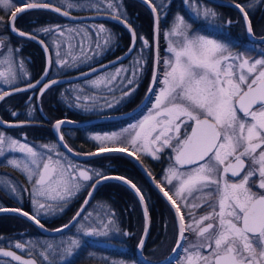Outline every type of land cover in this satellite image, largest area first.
<instances>
[{"label":"snow or ice","instance_id":"1","mask_svg":"<svg viewBox=\"0 0 264 264\" xmlns=\"http://www.w3.org/2000/svg\"><path fill=\"white\" fill-rule=\"evenodd\" d=\"M144 2L150 4V0ZM99 3H102V0L96 2L89 0L86 4L62 0V7L67 9L98 7ZM186 3L189 9L194 10L197 17L216 16L211 9L197 6L195 0H186ZM21 4L22 7L10 10L13 7L10 0H0V9L10 10L8 15L11 16L12 21L11 24L5 25L4 17L0 16V27H7L12 32H17L14 27L16 12H23L24 7L51 9L64 16L70 15L68 11L62 10L61 6H53L46 0H30L26 4L21 0ZM107 6L109 9L117 7L112 3ZM165 6L163 2L160 4L161 15L164 14ZM234 6L243 14L247 33L253 36L245 6L240 4ZM248 7H252V4L250 3ZM156 11L157 8L152 7V12L156 13ZM113 18L119 19L118 16ZM156 24L158 35L159 16ZM190 29V23L178 13L174 16L171 27L166 29L164 38L167 42V55L161 58L158 51L154 55L152 86L146 96V102L151 103L152 108L142 121L130 126L134 129V134L126 141H122L121 134L117 133L93 136L92 139L98 142L99 149L98 152L87 155L95 156L100 152H125L127 145H131L134 151H143L152 155L154 159H159V153L164 152L165 149L170 150L171 163L164 179L172 186L170 191L173 195L189 209L186 220L177 200L160 188L175 209L177 218V242L172 254L179 255L180 258L175 264H264V54L254 60L244 57L243 54L232 55L225 43L208 38L199 32L192 33ZM40 31L50 33L53 29L43 28ZM92 31L95 33V38L85 28L67 29L68 50L65 56L70 57L71 62L57 52L59 58L55 63L61 67L72 68L91 61L93 56L100 55V52L111 43L112 37L101 35L108 31L103 25L94 26ZM72 33H75V36H72ZM18 35L32 40L37 39L36 35L24 31H18ZM60 35L64 36L65 32L62 30ZM132 36L135 46L136 33L133 32ZM8 39L0 36V46H3L0 48V56L3 57L0 63L8 65L7 71H0V78H3L5 83L13 84L16 75L11 69L12 61L5 53H14L18 49H12L5 44ZM139 39L144 47H155L154 43H150L143 36ZM86 43L89 44L92 55H88L85 51ZM93 44L94 48H92ZM78 46L77 53L74 49ZM141 60L142 57L136 63L139 64ZM90 71L95 73L97 69L91 68ZM121 71L127 69L117 68L114 74L102 75L86 83L92 88H98L103 84L109 91H113L109 85L117 80ZM80 75L87 77L90 73L81 72ZM132 75H135V71ZM39 83L40 81L36 82ZM51 83L55 84L57 81L52 80ZM126 83L132 84L133 81L127 79ZM50 86L45 83L43 88ZM27 87L34 88L36 85L29 83ZM24 90L15 88V91ZM130 91L124 92L123 95L128 96ZM78 92L83 93L85 90L80 89ZM9 94L7 91L0 94V100ZM88 101L92 103L88 104ZM97 103L94 95L77 94L69 106L80 107L87 111ZM108 106L112 105L109 103ZM12 115L15 116L16 113L13 112ZM0 123L5 122L0 121ZM63 123L64 121H57L54 128L59 131ZM124 132H128V129H124ZM59 139L62 141L64 137L60 136ZM52 151L53 149L48 147V153ZM68 151L71 152L72 149L68 148ZM10 153L23 154L25 159L7 158ZM128 155H132V152H128ZM0 157L5 158L7 165L19 170L30 182L31 188H25L24 191L29 192L35 210L33 214H29L22 209L0 207V212H18L41 229H44V225L38 218L39 210L45 209L46 213L54 208L63 210L67 206V201L80 191L81 180L93 181L87 185L93 190L103 180L115 179L123 180L125 184L130 183L125 178L107 176L100 172L89 175L88 169H78V166L66 163L61 158V153H57L58 158L54 159L52 155L39 152L28 143L6 137L3 133H0ZM0 184H3L6 194L10 192L19 196L20 189L7 176H0ZM132 187L136 188L134 184ZM136 191L140 201L143 202L144 196L140 194L139 189ZM88 196L91 198L92 192H89ZM201 199L203 202L200 204L193 202ZM84 203L87 204L88 200ZM205 205L210 211L197 218L192 209ZM143 211L145 226L137 245L138 250L144 248L148 233L147 207ZM82 212H84L83 207L71 222L77 225V237L69 236L55 248L51 244L46 245V252L40 253L44 260H49V255L55 257L57 254L71 257L74 250L82 246L80 236H108L110 232L120 231L109 218L113 214L103 206L94 218L91 212L81 218L88 223L77 220ZM71 224H66L55 231L63 232ZM186 233H190L194 239H190ZM123 234L129 235L127 232ZM181 241L185 243L182 244ZM23 247L21 243L15 244L16 249L23 250ZM178 249L180 253L177 252ZM0 257H10L11 261H16L18 264H35L33 259H24L14 251L4 248H0ZM168 259L171 260L172 257ZM49 264H56L55 259L49 261ZM112 264L117 262L113 261ZM119 264L124 262L120 261Z\"/></svg>","mask_w":264,"mask_h":264},{"label":"flooded vegetation","instance_id":"2","mask_svg":"<svg viewBox=\"0 0 264 264\" xmlns=\"http://www.w3.org/2000/svg\"><path fill=\"white\" fill-rule=\"evenodd\" d=\"M10 1L14 2L16 5L12 10L23 6L21 4V0ZM86 1L89 0H68L70 3H85ZM184 1L185 0H172L167 4L166 0H150L151 6L157 8L156 14L159 16V39H161V35L164 30L162 29V25H169L170 22L168 21H172L177 13L184 17L188 23H190L192 27L191 31L195 33L202 31L205 33L208 32L209 34H216L215 31H211L209 28H206L207 30H205L200 27L204 24L191 16V14L188 12V8L184 4ZM225 1H230L235 4L245 6L246 11V5L253 2V0ZM28 2H30V0H24V4ZM46 2L52 4L53 6L62 7V0H46ZM92 2H96V0H92ZM162 2L166 5L163 9V15H161L160 9V4ZM109 3H112L117 7L109 9L107 6ZM211 5L213 7L222 8L223 10L228 11L226 15L223 14L221 19L218 20L220 21L221 25L227 26L229 29V38L227 39L234 38L231 40L246 41L247 35L239 12L231 7L216 6L213 4ZM257 5V10L259 11L258 24H260V22L264 19V0L258 1ZM137 8L139 11H142V15L137 13ZM76 9L77 8L67 9L62 7V10H66L71 15L77 16L86 14H102L113 17L118 16L119 19L123 20L127 26L131 28L132 32L136 33L137 39L131 54L124 61L110 68L126 64L129 60L136 59V57H142L143 64L140 63L141 65L138 67L143 71L144 75L142 76V79L139 82L128 84L127 87L117 88L119 89L118 93H124L134 89L133 92L130 91V94L126 99H122L124 101L122 103L121 109L108 113L105 112L99 116H86V113H84L82 108L69 106L70 103L75 100L77 94H82L78 92V90L84 89L85 92L87 91L88 88L87 86H84V83L81 81L64 83L50 86L46 89L43 88V85L45 83L48 84L49 81L56 78L83 72L96 65H100L123 55L131 43L132 37L130 32L122 26L108 20L71 22L63 19L49 10L34 9L23 12L15 20L14 27L17 32L24 31L25 33L36 35V41L38 42L28 39L27 37L15 35L7 27H0V36L9 38L5 41V44H8L12 49H18V51L8 54V56L17 58V65L14 66V72L15 74H18V83L5 89L3 88L0 91V94L17 87L25 89L24 91L12 94L1 101L0 119L5 122H26L28 124L16 128L0 127V129H2V131L7 134L10 133L9 135H13V137L17 136L20 141L28 143L35 149H41L39 146L42 147L48 143L55 144V148L58 149L59 152L68 159V161H65L66 163L74 164L78 166V169H88L89 175H91V171H97L99 168H102V164L100 162H96V159L101 157L83 161L72 158L66 154L58 144L53 133V125L60 120H69L80 123L96 117L126 113L134 109L143 100L151 78L152 48L144 47L139 37L143 36L149 40L150 43H152L153 21L151 12L140 0H102V3H99L98 7H92L91 9L84 12L81 11L78 13L75 11ZM2 17H4V24L7 25L11 16L4 14ZM249 20L252 25L250 18ZM228 21H231V23H228ZM86 23L103 25L105 29L108 30L107 33H104V35H111L112 37L111 43L102 51L100 56L98 55L93 57L94 61L89 65L87 62L84 64H78L76 67L67 68L56 64L55 61L59 58L57 56V52L60 53L61 57L69 59V62H71V58L65 56V53L68 50V43L66 41L68 39L69 33L67 32V29L74 28L78 24L82 25ZM43 28H51L53 31L50 33H44L43 31H40V29ZM62 30L65 32L64 36L60 35ZM87 30L90 33L95 34L92 31L93 28H89ZM217 34L221 35L219 33ZM71 35L73 36V34ZM253 35L258 37L254 30ZM2 47L3 46H0V48ZM94 47L95 45L93 44L92 48ZM84 49L88 55H92V50L89 47L87 48V43L84 44ZM237 50L235 51V54H244L247 52L241 48ZM74 51L78 53L79 46L74 49ZM158 52L160 54V49ZM263 53L264 51H260V54ZM47 59L48 61L52 62L51 64L49 63L48 66H46ZM46 72L47 75L44 76V79L40 81L39 84H36L39 78ZM55 73H62V75H53ZM29 83L35 84L36 87L28 88L27 85ZM70 84H77L80 88H75V91L72 93L71 88L67 87V85ZM138 98L141 99L135 103ZM149 105L150 103H147L145 107H143L137 114L131 116L128 119L119 121H131L143 110H146ZM12 111L17 112L15 116H10V112ZM104 123L113 122L96 123L83 127L61 125L59 133L64 137L63 142L68 148L72 149V152L77 154L90 153L98 150L99 148H94L87 152L81 151L83 150L80 149L82 147V143L86 140L83 135L84 131L88 132L90 129L101 127ZM35 143L38 145H34ZM42 149L45 148L42 147ZM129 152L131 151L129 150ZM133 155L143 164L155 183L159 185V188H163L164 191L168 192L170 196H173V199L177 200V204L181 207V211L185 214V219L187 220V213L189 209L184 207L180 200L173 195V192L170 191L172 186L168 185L164 179L165 172L171 163L170 150L165 149L164 152L159 153V159H154L152 155H149L143 151L142 153L135 152ZM18 156L19 153H10L7 158H18ZM113 175L124 177L134 184L131 179H128L122 174L117 173ZM0 176H7L10 180L14 181L15 185L20 189L19 196L11 194L10 192H7L6 194V191L3 189V184H0V207L9 209H22L29 214H33L35 210L31 203L29 192L24 191L25 188H31L30 182H28L18 170L13 169L11 165H7L6 159L2 157H0ZM143 179L145 185L144 192L134 184L136 188L140 190V194L144 196L143 202L145 207L148 209V233L145 238V246L141 250V253L144 258L151 261L165 260L172 255V249L175 247L177 242V218L175 211H173L169 205L156 193V191L144 177ZM92 182L93 181L81 180L80 184L82 187L80 191L76 192L75 195H73L67 201V206L64 207L63 210L54 208L53 210L47 211V213L45 209L39 210L40 215L38 218L40 219V223L44 225V229L48 231H54L68 224L85 201L88 192L91 189L87 187V185L91 184ZM116 183L123 185L119 182ZM103 184L97 188L89 202L86 204L84 212L81 213V217L77 218L78 221L82 223L85 222L81 218L87 215L90 209L96 205L94 204V198L96 192ZM128 191L130 192L127 195V198L129 199L128 205H132V208L129 207L121 209V195L119 193L114 195V202L116 206L112 211L113 221L120 231L113 233L111 243L99 244L90 241H83L82 246L78 250H74L73 255L68 257L66 262L58 264H105L106 260L107 264H112L113 261L117 262V264H119L120 261H123L124 264H141L136 258L135 251L142 236L143 220L135 195L129 189ZM193 202L200 204L203 202V200L201 199ZM49 203L53 202L49 201ZM136 206H138V209L134 210V207ZM192 211L195 213L196 217L199 218L201 214L210 211V209L207 207V205H205L204 207L198 209H192ZM136 214L139 216L138 221L136 220ZM76 226L77 225L75 224H71L69 228L59 235H48L43 233L37 224L29 220L26 216L20 215L18 212H0V248L14 251L17 255H21L24 259H33L35 264H49V261L55 259V257L49 255V260H44L40 253L46 252V245L48 244L53 245L55 248V239L72 236L75 233ZM125 232L129 233V235H124L123 233ZM186 236H189L190 239H194L190 233H186ZM16 243H21L24 246L23 250L16 249ZM181 243L183 244L185 242L181 241ZM154 250H161L162 253L160 256L163 254V257L158 259V257L153 256ZM177 252L180 253V249H178ZM179 258V255L174 256L170 264H175V261ZM55 261L57 260L55 259ZM5 262H10V264H18L16 261H11L10 257H0V264H5Z\"/></svg>","mask_w":264,"mask_h":264},{"label":"rangeland","instance_id":"3","mask_svg":"<svg viewBox=\"0 0 264 264\" xmlns=\"http://www.w3.org/2000/svg\"><path fill=\"white\" fill-rule=\"evenodd\" d=\"M171 1L172 0H166V3L168 4ZM201 1L195 0L196 5L201 7V8H209V9H211L213 12L216 13L215 17L209 16V17L205 18L203 15L197 17L195 15V13H194V10L189 9L188 4L186 3V0L184 1V4L188 8V12L191 14V16L196 18L197 21L202 22L204 24V25L200 26L201 28H203L205 30H207L209 28L211 31L213 30V31L216 32V34H211V33L209 34L208 32L205 33V32L200 31L199 34L205 35L208 38L215 39L218 42L225 43L228 46V50H229V52H231L232 55H237V54H235L236 53L235 51L237 50L235 48H241V49H244V51H247L248 48L246 47L245 43H242V45H243L242 47H236V46L233 47L232 45H230V43H228L229 40L234 39V38H230L228 40L226 39V38H229V34H228L229 29H228L227 26L221 25L220 21H218L222 17L221 13H224L225 11H223L222 8L217 9L216 7H213L210 3H207L204 0L202 2ZM258 1H260V0H253V2L251 3L252 7H250V8L248 7L249 4L246 5L247 11L249 13L255 14L257 16L259 14V11L257 10ZM88 2L89 1H86L85 4L88 3ZM10 3L12 4V6H13L12 9H13L16 5L12 1H10ZM159 3H160V1H159ZM91 8L92 7L77 8L75 11L80 13L81 11L84 12V11L89 10ZM214 8H216L217 10L214 9ZM12 9H10V10H12ZM1 10L2 11L0 12V16H4V14H8V12L10 11V10H6V9H1ZM172 21L170 22V24L167 26L166 29L171 27ZM94 26H96V25L95 24H91V23H86V24H82V25L78 24L74 28L80 27V28L89 29V28H93ZM166 29L163 30L162 35H161V39H159V49H160L161 52H160V54L158 52V54H159V56L161 58H163V57H165L167 55V53H166V43L167 42H166V40L164 38V33H165ZM191 30H192V27H191L190 31ZM191 32L195 33L193 31H191ZM217 33H219L221 35H218ZM72 34H73V36H75V33H72ZM263 34H264V19L256 27V35L260 36V35H263ZM92 35L95 38V34L92 33ZM101 35H104V34H101ZM76 39L79 40V37L77 36ZM235 41H239V40H235ZM100 42L102 44L103 40H101ZM161 45H162V47H161ZM88 47H89V44H87V48ZM256 50H258V49L256 48ZM237 51H239V50H237ZM8 54L9 53H5V55H7V56H8ZM101 54H102V51L100 52V55ZM247 54H249V53L246 52V53L243 54V56L247 57ZM93 57H95V56H93ZM259 57L260 56H258L257 58H259ZM140 58L141 57H136V59H131L126 64H122V65H120L118 67H113V68L106 69V70H104V71H102V72H100V73H98V74H96V75H94V76H92L90 78L81 80V82L84 83V86H87V88H88L87 91L83 92L81 95H84V94L94 95L96 97L97 101H98V103H97V105L95 107H92L90 110H87V111L83 110L84 113H86V116H91V115L99 116V115H101V114H103L105 112L108 113V112L115 111V110H118V109L122 108V103L124 101L122 99H126L127 96H124L122 92L118 93L119 89H117V88L127 87L128 86V84L126 83L127 79H132L133 83L139 82L142 79V76L144 74H143V71L140 70L138 67L141 64H143V58H142V60L140 62L141 64L140 63L139 64L136 63V61L140 60ZM8 59L10 61H12L11 69H12V72L15 74L14 66L17 65V58L8 56ZM0 60H3L2 56H0ZM93 61H94V59L92 58V60L88 62V65L91 62H93ZM7 68H8V65H6L4 63H0V71H7ZM117 68L127 69V71H121L120 75L117 77V80L114 81L111 85H109V87H111L113 89V91H109L108 88H106L103 84H101L98 88H92L86 83V81L92 80V79H96L97 77L102 76V75L114 74ZM160 70L162 71V66H161ZM133 71H135V75H132ZM15 75H16V80H15V82L13 84L5 83L4 79L0 78V91L3 88L5 89L7 87H10V86L18 83V74H15ZM53 75H58L59 76V75H62V73H55ZM67 87L71 88L72 93L75 91V88H80L79 85H77V84H70V85H67ZM131 92H133V91H131ZM144 92H145V90H144ZM142 96H143V94H142ZM142 96H141V98H142ZM73 98H74V96H73ZM91 103H92L91 101H88V104H91ZM109 103L112 105L111 107L108 106ZM151 108H152V104L150 103V105L148 106V108L146 110H143L139 115L135 116L131 121H128V122L116 121V122H113V123H104V124H102L101 127H96L94 129H90L88 132L84 131L83 135H84V138L86 140L82 143V147L80 149H83V150H81V151L82 152H87V151L92 150L94 148H99L98 142L95 141L94 139H92V137L96 136V135H111L113 133H117V134H121L122 141H126L132 134H134V129H132L130 126L134 125V124H138L140 121H142L144 119V117L148 115L149 110ZM13 112L17 113L16 111H12V112H10V116H14V115H12ZM124 129H128V132H124ZM0 131H1L0 133H3L6 137H11L13 139H16L19 142H22V141H20L18 139L17 136H16L17 138L15 136L13 137V135H9L10 133L7 134V133L3 132L2 129H0ZM121 142H118V143H121ZM109 143H111V142H109ZM34 145H38V144L35 143ZM46 146L51 147L53 149V151L51 153H48V147H44L45 149H42L41 146H39V148H41V149L37 148L35 150H37L39 152H44L46 154H50V155L53 156L54 159L58 158L57 157V153H60V152H59L58 149L55 148V144L48 143ZM127 150H130L132 152V154H135V152L142 153V151H134L131 145H127ZM18 158L19 159H25L23 154H19ZM61 158L64 159V161H68V159L66 157H64L63 154H62ZM96 162L98 163L99 161H96ZM104 163L106 164L107 161L104 162ZM95 172H100L103 175H106L105 168H103V169L99 168L97 171H95V170L91 171V175H93ZM22 175L26 179V176L24 174H22ZM83 186H85V185H83ZM102 206L104 207V209H106L107 211L112 213V211L105 204H100V205L96 204L89 211V212H91L93 214V218L96 216L97 211H99ZM137 209H138V206H137ZM109 218L113 220V215H111ZM83 223H88V221L87 222L85 221ZM113 233H115V232H110L108 236H98V237H83V236H80V239H81L82 242L83 241H90V242H95V243H99V244H110L111 243V239L113 237ZM77 235L78 234L76 233V230H75V233L72 235V237L76 238ZM68 237L69 236L60 237L58 239H55V242H56L55 244L59 245L62 240H66ZM161 253H162L161 250H159V251L154 250L153 251V254H154L153 256L158 257V259H161L163 257L162 256L163 254L160 256ZM55 259L57 260L56 264L64 263L68 259V256L66 254L64 256H60L59 254H57L55 256ZM130 264H136V263H130Z\"/></svg>","mask_w":264,"mask_h":264},{"label":"water","instance_id":"4","mask_svg":"<svg viewBox=\"0 0 264 264\" xmlns=\"http://www.w3.org/2000/svg\"><path fill=\"white\" fill-rule=\"evenodd\" d=\"M142 1L146 6L147 8L149 9V11L151 12V15H152V21H153V26H152V43L155 44V47L152 48V69H151V78H150V83H149V86H148V89L146 91V94L143 98V100L134 108L132 109L131 111L129 112H126V113H122V114H118V115H109V116H101V117H96V118H93V119H89L87 121H83V122H73V121H69V120H60V121H64V123L62 125H71V126H76V127H83V126H88V125H92V124H96V123H103V122H115V121H119V120H123V119H128L130 118L131 116L137 114L143 107H145V105L147 104L146 102V96L148 95V92H149V88L152 86L151 85V82H152V78H153V68H154V55H156L157 51L159 50V37L157 35V24H156V19H157V14L156 13H153L152 12V7L151 4H147L144 2V0H140ZM213 5H216V6H223V7H231L235 10H237L243 20V23H244V28H245V32H246V35H247V40L251 43H254V44H263L264 43V35L263 36H249V34L247 33L246 31V27H245V22H244V19H243V14L239 11V9H237L234 5L235 3L233 2H230V1H225V0H205ZM39 9V8H37ZM29 10H34V9H28L26 7H24V10L23 12H26V11H29ZM44 10H49L51 12H53L51 9H44ZM23 12H16V16L18 17L19 15H21ZM55 13L56 15L62 17L63 19H66L68 21H71V22H87V21H96V20H108V21H111L113 23H116L120 26H122L123 28H125L126 30H128L131 34V43H130V46L128 47V49L126 50V52L117 57V58H114L110 61H107L105 63H102L100 65H96L92 68H96L97 69V72L95 73H92L90 71L91 68L83 71V72H89L90 75L87 76V77H84V76H81V72L80 73H77V74H73V75H70V76H65V77H61V78H56L54 79L55 81H57V83L55 84H52L51 81L48 82V84H50L51 86H54V85H59V84H64V83H73V82H78V81H81V80H84V79H87V78H90L116 64H119L121 63L122 61H124L130 54L131 52L133 51L134 49V46H133V36H132V30L129 26H127V24L121 20V19H114L113 16H109V15H102V14H86V15H69V16H64V15H61L60 13H57V12H53ZM121 21H123V23H121ZM12 21H11V17L8 21V24H11ZM10 29V28H9ZM11 31V29H10ZM12 32V31H11ZM13 34L15 35H18V32H12ZM36 41V40H35ZM38 42V41H36ZM131 49V51H129ZM123 58V59H121ZM114 62V63H113ZM49 65V61L47 59V63H46V66ZM102 65H105L107 67H101ZM44 76H45V73L39 78L38 81H42L44 79ZM23 89V88H22ZM7 92H9L10 94L9 95H6L4 96V98L12 95V94H16L18 92H21V91H15V89H11V90H8ZM3 94V93H2ZM2 100H0V103H1ZM0 121H3L0 119ZM5 122V121H3ZM28 123L26 122H5V123H0V127L2 128H16V127H21V126H24V125H27ZM55 125V124H54ZM54 125H53V133H54V136L58 142V144L60 145V147L62 148V150L68 154L69 156H71L72 158L74 159H77V160H90V159H94V158H97V157H103V156H111V155H114V156H122L126 159H128L131 163L134 164V166L138 169V171L142 174V176L148 181V183L152 186V188L156 191V193L169 205V207L175 211V209L172 207L171 205V202L168 200L167 197L164 196V193L161 192L160 188L157 187V184L155 183V181L153 180V178L149 175V173L147 172V170L145 169V167L143 166V164L132 154V155H128V150L125 151V152H100L98 153L97 155L95 156H91V155H87L88 153H85V154H77V153H74V152H69L68 151V147H64L65 143L63 142V140L61 141L59 138H60V133L59 131H57L55 128H54ZM93 152H98V150H95ZM92 153V152H90ZM107 176H112V177H117V175H107ZM118 177H121V176H118ZM124 178V177H122ZM129 181V180H128ZM106 182H119L123 185H125L136 197L137 201H138V204H139V207H140V211H141V215H142V220H143V230H144V226H145V218H144V208H145V205H144V202H141L140 201V198L139 196L137 195V188H133L132 187V183H128V184H125L123 182V180H103L101 181L99 184H97L95 190L93 189H90L89 192H92V196L93 194L95 193V191L97 190V188L103 184V183H106ZM88 192V193H89ZM91 196V197H92ZM91 198H89V196L87 195L86 199L85 200H90ZM85 202V201H84ZM83 202L82 206L83 208H85L86 204ZM80 207V209H81ZM79 209V211H80ZM73 221V219L68 223V224H71V222ZM148 226H149V222H148ZM41 229V228H40ZM66 229H64L65 231ZM41 231L45 234H48V235H59L61 234L62 232H56L55 230L54 231H48V230H45V229H41ZM63 231V232H64ZM143 234V232H142ZM146 238V237H145ZM136 258L138 259V261L141 263V264H170L172 262V259H173V254L170 256L172 257V259H165V260H160V261H151V260H148L146 258H144L142 256V253H141V250H138L136 248Z\"/></svg>","mask_w":264,"mask_h":264},{"label":"trees","instance_id":"5","mask_svg":"<svg viewBox=\"0 0 264 264\" xmlns=\"http://www.w3.org/2000/svg\"><path fill=\"white\" fill-rule=\"evenodd\" d=\"M219 9V8H217ZM216 9V10H217ZM2 10L0 9V12ZM225 11L224 13H221L222 15H226L227 14V10H223ZM219 12V11H218ZM137 13L139 14H143L142 11H139L137 8ZM249 13V12H248ZM249 18L252 21V29L255 31L256 34V27L259 25L258 23V19H259V14L258 16L255 14H251L249 13ZM168 22H171L170 20ZM168 25L164 24L162 25V29H166ZM227 39V38H226ZM228 40V39H227ZM228 43H230V45H232L233 47H241L243 46L242 43H245L246 47L248 48L247 50V57H249L251 60H254L255 58H257L258 56H260V51H264V43L263 44H254L249 42L248 40L246 41H233V40H229ZM162 47V45H161ZM255 48V49H254ZM256 48L258 50H256ZM235 49H240V48H235ZM264 54V53H263ZM140 98L137 99V101L135 103H137L139 101ZM97 161H99L102 164V169L105 168L106 170V175H113V174H122L125 177H127L128 179H131L133 181V183L135 185H137V187L141 190H143L144 192V179L141 175V173L137 170L136 167H134V165L126 158L122 157V156H103L99 159H96ZM107 163L105 164L104 162ZM117 166V167H116ZM119 193L121 195V202H120V208H132L131 202L130 205H128L129 203V199L127 198V195L130 193L128 191V189L123 186L120 185L116 182H106L104 183L96 192L95 198H94V204H105L111 211H113L115 209V202H114V195ZM134 210H137V206L134 207ZM138 214H136V220L138 221Z\"/></svg>","mask_w":264,"mask_h":264}]
</instances>
